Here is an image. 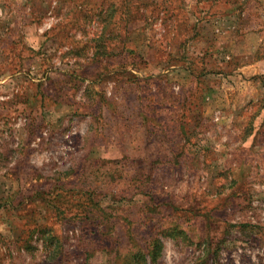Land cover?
<instances>
[{
    "label": "rangeland",
    "instance_id": "obj_1",
    "mask_svg": "<svg viewBox=\"0 0 264 264\" xmlns=\"http://www.w3.org/2000/svg\"><path fill=\"white\" fill-rule=\"evenodd\" d=\"M129 2L0 0V264H264V0Z\"/></svg>",
    "mask_w": 264,
    "mask_h": 264
},
{
    "label": "trees",
    "instance_id": "obj_2",
    "mask_svg": "<svg viewBox=\"0 0 264 264\" xmlns=\"http://www.w3.org/2000/svg\"><path fill=\"white\" fill-rule=\"evenodd\" d=\"M127 2L132 6V8L133 9H145L146 7V3L147 2H143L142 4L140 3V4H138L137 2H129V0H127ZM136 3V4H135ZM128 4V5H129ZM101 5V4H100ZM129 5V6H130ZM130 6V7H131ZM100 7V6H99ZM101 9V8H100ZM92 10V9H91ZM103 11H105L104 9H103ZM102 12V11H101ZM100 12V13H101ZM97 13V12H96ZM107 15V14H106ZM101 16H103V12L101 13ZM109 16V15H108ZM102 19V17H99L98 18V20L97 21H99V20H101ZM104 23V18L102 19V24ZM105 23H106V25H105V27H104V29H106L108 26H107V21H105ZM101 24V25H102ZM101 45L102 44H100V46H98V48H101ZM95 47V46H94ZM104 47V46H103ZM102 47V48H103ZM101 48V49H102ZM103 51V50H102ZM104 52V51H103ZM106 54L104 53V56H105ZM33 231V230H32ZM32 231L30 232V234H29V237L31 238L33 235H32ZM34 237V236H33ZM37 238H40L41 240L43 239V243L45 244V246L47 247V246H49V244L51 243V240L52 239H54L53 237H51V236H49L48 235V231L47 230H41V233L39 234V236L37 237ZM150 246L148 245V251L146 252V257H148V261L149 260H154L155 259V257H154V255H155V250H157L158 251V249H159V247L161 246L160 245V242H159V240L157 239V237L155 238V237H153L151 240H150ZM43 244V245H44ZM44 247V246H43ZM45 247V248H46ZM55 247V246H54ZM55 249V248H54ZM28 250V249H27ZM139 256V255H138Z\"/></svg>",
    "mask_w": 264,
    "mask_h": 264
},
{
    "label": "crops",
    "instance_id": "obj_3",
    "mask_svg": "<svg viewBox=\"0 0 264 264\" xmlns=\"http://www.w3.org/2000/svg\"><path fill=\"white\" fill-rule=\"evenodd\" d=\"M119 49H120V48H119ZM124 51H125V50H124ZM195 54H197V56H196L195 58H199V57H198V52H196V53H194V54H192V55H195Z\"/></svg>",
    "mask_w": 264,
    "mask_h": 264
}]
</instances>
